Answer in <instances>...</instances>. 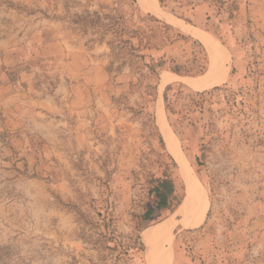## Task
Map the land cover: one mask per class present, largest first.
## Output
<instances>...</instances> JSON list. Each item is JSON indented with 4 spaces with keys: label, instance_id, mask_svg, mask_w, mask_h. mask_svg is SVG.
<instances>
[{
    "label": "rangeland",
    "instance_id": "374dc122",
    "mask_svg": "<svg viewBox=\"0 0 264 264\" xmlns=\"http://www.w3.org/2000/svg\"><path fill=\"white\" fill-rule=\"evenodd\" d=\"M145 2L0 0V264H149L186 173L209 209L166 264H264V0ZM179 22L224 45L223 83L189 84L212 56Z\"/></svg>",
    "mask_w": 264,
    "mask_h": 264
},
{
    "label": "bare ground",
    "instance_id": "6f19581e",
    "mask_svg": "<svg viewBox=\"0 0 264 264\" xmlns=\"http://www.w3.org/2000/svg\"><path fill=\"white\" fill-rule=\"evenodd\" d=\"M146 9L145 0H140ZM176 21V19H173ZM181 26L197 35L209 48L212 56L211 70L205 76L197 79H189V84L197 89L204 90L223 83L229 72L230 55L227 53L224 45L212 35L190 26L184 22H179ZM170 77L165 75V81ZM169 145L180 161L188 164L184 152L180 147L176 135L168 128L165 129ZM187 186V197L176 211V213L163 223L156 225L152 230L146 232L145 241L149 245L148 263L149 264H166L169 250L164 248V244L171 242L173 229L177 224H182L186 228L199 226L205 219L209 209V199L203 185L196 175L187 174L185 176ZM176 215H181L180 221L175 220Z\"/></svg>",
    "mask_w": 264,
    "mask_h": 264
},
{
    "label": "trees",
    "instance_id": "16d2710c",
    "mask_svg": "<svg viewBox=\"0 0 264 264\" xmlns=\"http://www.w3.org/2000/svg\"><path fill=\"white\" fill-rule=\"evenodd\" d=\"M159 1L163 7H169L172 4L181 8L189 5L194 6L196 4L195 0H159ZM197 1H201V0H197ZM215 1L223 2V0H215ZM219 9L220 10L224 9V5L220 4ZM175 70L179 72L180 67H176ZM150 192L153 195L154 199L152 206L149 207L144 214L145 219H151L156 212L162 211L164 209H168L170 207V193L167 192L165 189H163L162 186L154 185L150 190Z\"/></svg>",
    "mask_w": 264,
    "mask_h": 264
},
{
    "label": "water",
    "instance_id": "95a60500",
    "mask_svg": "<svg viewBox=\"0 0 264 264\" xmlns=\"http://www.w3.org/2000/svg\"><path fill=\"white\" fill-rule=\"evenodd\" d=\"M180 219H181V216H180Z\"/></svg>",
    "mask_w": 264,
    "mask_h": 264
}]
</instances>
